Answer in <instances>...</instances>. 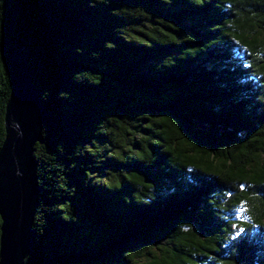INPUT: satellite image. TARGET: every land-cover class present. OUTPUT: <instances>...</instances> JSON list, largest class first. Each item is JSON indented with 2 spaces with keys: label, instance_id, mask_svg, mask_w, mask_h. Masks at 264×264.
<instances>
[{
  "label": "trees",
  "instance_id": "trees-1",
  "mask_svg": "<svg viewBox=\"0 0 264 264\" xmlns=\"http://www.w3.org/2000/svg\"><path fill=\"white\" fill-rule=\"evenodd\" d=\"M14 42L48 109L26 264H264V0H0V148Z\"/></svg>",
  "mask_w": 264,
  "mask_h": 264
},
{
  "label": "water",
  "instance_id": "water-1",
  "mask_svg": "<svg viewBox=\"0 0 264 264\" xmlns=\"http://www.w3.org/2000/svg\"><path fill=\"white\" fill-rule=\"evenodd\" d=\"M31 48L14 42L10 54L11 93L0 148V264H26L33 245V222L40 205L35 146L42 142L48 109L35 85Z\"/></svg>",
  "mask_w": 264,
  "mask_h": 264
},
{
  "label": "rangeland",
  "instance_id": "rangeland-1",
  "mask_svg": "<svg viewBox=\"0 0 264 264\" xmlns=\"http://www.w3.org/2000/svg\"><path fill=\"white\" fill-rule=\"evenodd\" d=\"M245 206H239L237 207L234 211L233 214L234 216L238 217V216H243L244 215V210H245ZM237 232H240V228H237Z\"/></svg>",
  "mask_w": 264,
  "mask_h": 264
}]
</instances>
